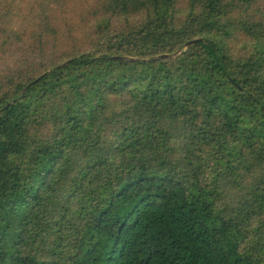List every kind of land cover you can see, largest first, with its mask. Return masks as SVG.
Here are the masks:
<instances>
[{"label": "trees", "instance_id": "obj_1", "mask_svg": "<svg viewBox=\"0 0 264 264\" xmlns=\"http://www.w3.org/2000/svg\"><path fill=\"white\" fill-rule=\"evenodd\" d=\"M0 264H264V0H0Z\"/></svg>", "mask_w": 264, "mask_h": 264}, {"label": "water", "instance_id": "obj_2", "mask_svg": "<svg viewBox=\"0 0 264 264\" xmlns=\"http://www.w3.org/2000/svg\"><path fill=\"white\" fill-rule=\"evenodd\" d=\"M197 42H198V41L187 43V44L184 46V48H183L182 50H186V49H188L192 44H195V43H197ZM182 50H181V51H182ZM181 51H180V52H181ZM180 52H179V53H180ZM179 53H176L175 55H164V56L162 55V56L158 57L156 60L164 59V58H173V57H176ZM50 72H52V71H50ZM41 78H42V77H41ZM41 78H40V79H41ZM40 79H39V80H40ZM33 85H34V83H32V85H30V86H33ZM30 86H29V87H30ZM27 91H28V88L25 89V90L23 91L22 94L24 95Z\"/></svg>", "mask_w": 264, "mask_h": 264}]
</instances>
